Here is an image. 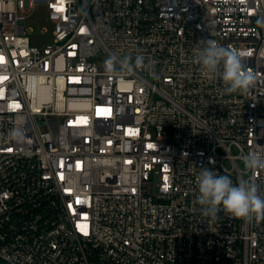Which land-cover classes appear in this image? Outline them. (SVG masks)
<instances>
[{
	"label": "built area",
	"instance_id": "2783aa9c",
	"mask_svg": "<svg viewBox=\"0 0 264 264\" xmlns=\"http://www.w3.org/2000/svg\"><path fill=\"white\" fill-rule=\"evenodd\" d=\"M45 6L54 43L36 47ZM264 0H0V260L264 264V219L202 215L204 167L264 196ZM256 77L227 93L193 62L206 40ZM142 54L151 71L109 74ZM212 161V163H210Z\"/></svg>",
	"mask_w": 264,
	"mask_h": 264
},
{
	"label": "clouds",
	"instance_id": "9594fccd",
	"mask_svg": "<svg viewBox=\"0 0 264 264\" xmlns=\"http://www.w3.org/2000/svg\"><path fill=\"white\" fill-rule=\"evenodd\" d=\"M257 23L264 27V18L258 19ZM203 44V47L194 50L193 62L200 66L206 79L220 78L227 93H245L254 85L256 77L245 68L243 52L211 39ZM104 69L109 74L120 76L137 70L151 71V65L145 63L142 54L136 55L134 60L131 56H111L104 61ZM243 163L252 172L264 169V151L249 152L244 156ZM197 184V203L201 205L202 215L210 218L211 222L217 220L221 210L235 218L264 219V196L259 194V186L254 179L234 184L229 176L204 167L197 177Z\"/></svg>",
	"mask_w": 264,
	"mask_h": 264
},
{
	"label": "rangeland",
	"instance_id": "374dc122",
	"mask_svg": "<svg viewBox=\"0 0 264 264\" xmlns=\"http://www.w3.org/2000/svg\"><path fill=\"white\" fill-rule=\"evenodd\" d=\"M26 25L33 29L31 42L36 47H45L54 43V26L49 21L45 6H37L27 18Z\"/></svg>",
	"mask_w": 264,
	"mask_h": 264
},
{
	"label": "trees",
	"instance_id": "16d2710c",
	"mask_svg": "<svg viewBox=\"0 0 264 264\" xmlns=\"http://www.w3.org/2000/svg\"><path fill=\"white\" fill-rule=\"evenodd\" d=\"M0 264H6V263H4L3 261L0 260Z\"/></svg>",
	"mask_w": 264,
	"mask_h": 264
}]
</instances>
